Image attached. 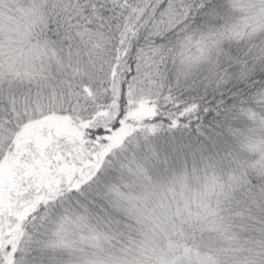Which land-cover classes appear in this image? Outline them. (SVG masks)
Here are the masks:
<instances>
[{
    "label": "snow or ice",
    "instance_id": "1",
    "mask_svg": "<svg viewBox=\"0 0 264 264\" xmlns=\"http://www.w3.org/2000/svg\"><path fill=\"white\" fill-rule=\"evenodd\" d=\"M0 264H264V0H0Z\"/></svg>",
    "mask_w": 264,
    "mask_h": 264
}]
</instances>
